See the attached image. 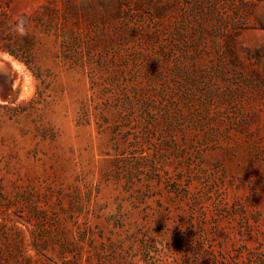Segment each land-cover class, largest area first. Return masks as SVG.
Returning <instances> with one entry per match:
<instances>
[{"label":"rangeland","instance_id":"374dc122","mask_svg":"<svg viewBox=\"0 0 264 264\" xmlns=\"http://www.w3.org/2000/svg\"><path fill=\"white\" fill-rule=\"evenodd\" d=\"M0 60V264H264V0H0Z\"/></svg>","mask_w":264,"mask_h":264},{"label":"clouds","instance_id":"9594fccd","mask_svg":"<svg viewBox=\"0 0 264 264\" xmlns=\"http://www.w3.org/2000/svg\"><path fill=\"white\" fill-rule=\"evenodd\" d=\"M30 13H21L18 15L14 22L10 25V32L19 37H25L28 35L27 24ZM156 58V57H155Z\"/></svg>","mask_w":264,"mask_h":264},{"label":"water","instance_id":"95a60500","mask_svg":"<svg viewBox=\"0 0 264 264\" xmlns=\"http://www.w3.org/2000/svg\"><path fill=\"white\" fill-rule=\"evenodd\" d=\"M1 63H4L2 60H0Z\"/></svg>","mask_w":264,"mask_h":264}]
</instances>
